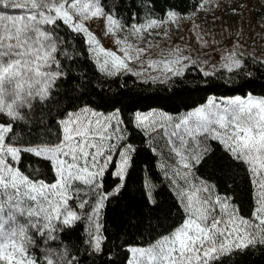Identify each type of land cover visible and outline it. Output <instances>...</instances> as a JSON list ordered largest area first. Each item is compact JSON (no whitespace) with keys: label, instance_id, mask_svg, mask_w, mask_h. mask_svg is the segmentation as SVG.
<instances>
[{"label":"snow or ice","instance_id":"6c2138e0","mask_svg":"<svg viewBox=\"0 0 264 264\" xmlns=\"http://www.w3.org/2000/svg\"><path fill=\"white\" fill-rule=\"evenodd\" d=\"M182 3L183 11L158 0H0V264H122L121 255L125 264H226L264 251V97L209 96L179 115H127L122 106L129 79L173 86L193 68L229 80L251 77L250 64L264 69V50L245 52L244 32L230 27L219 43H235L218 65V42L201 23L242 17L248 0ZM184 21L203 47L169 46ZM161 132L171 163L152 144ZM133 134L154 154L149 181L154 187L162 173L173 203L156 225L112 233L107 205L123 194L141 151ZM212 159L218 174L198 176ZM238 178L251 217L232 198ZM144 201L160 207L154 191Z\"/></svg>","mask_w":264,"mask_h":264},{"label":"trees","instance_id":"16d2710c","mask_svg":"<svg viewBox=\"0 0 264 264\" xmlns=\"http://www.w3.org/2000/svg\"><path fill=\"white\" fill-rule=\"evenodd\" d=\"M169 5H174L181 11L187 7V4L182 3V0H158L159 8ZM121 12L124 15L128 14L123 8H121ZM247 71L252 73L251 77L246 78L241 75L229 80L226 73L223 78H202L193 68L184 79L177 81L173 86H147L139 83L133 86L132 80L129 79L128 88L123 89L125 95L122 98V106L127 115H131L135 111L145 112L150 109H158L171 115H177L206 102V98L209 96L240 95L244 97L252 94L264 97V69L253 67L250 64ZM112 91L115 93L120 89H117L113 84ZM52 107L53 115H55L56 106L53 105ZM131 139L141 151L135 157V164L127 174V187L123 194L119 198L112 199L107 205V226L112 233L120 231L126 234L129 231L130 223L140 222L156 225L158 223L157 217L161 216L163 211L173 203V192L162 181L161 175L155 174L152 177L155 182L153 191L160 207L153 209L145 203L144 191L147 190L145 187L142 191V181L145 186V179H149L147 170L152 169L154 154L145 149V144L142 142L144 138L140 135L133 134ZM142 169H144L143 172ZM217 174L218 169L214 159L209 160L197 173L202 178H214ZM229 188H235V191L232 192V198L236 202V207L242 211L245 217H251L253 202L249 197L248 186L238 178L237 185H229ZM166 223H173V220L166 221ZM80 235L82 233L77 229L70 236L71 242H77ZM137 241L142 242L140 237H137ZM36 254L39 255V252L37 251ZM120 259L122 264H125L123 255ZM226 264H264V251H250L246 255L227 260Z\"/></svg>","mask_w":264,"mask_h":264},{"label":"rangeland","instance_id":"374dc122","mask_svg":"<svg viewBox=\"0 0 264 264\" xmlns=\"http://www.w3.org/2000/svg\"><path fill=\"white\" fill-rule=\"evenodd\" d=\"M259 14H264V0H248L247 7L244 10L242 17H232L230 15H224L222 19L216 20L214 23L212 18L203 17L201 23L207 20L205 27L211 32L214 33L215 39L217 40V54H215L212 59L215 60L218 65L223 63V56L227 55L226 49L231 46V44L235 43V41H228V44L222 45L219 42L224 39L222 34V29L226 30L229 27L232 29L240 28L241 31L244 32L245 36V44H244V51H255L261 52L264 50V31L261 29V18ZM96 31V29H94ZM99 35V33H98ZM156 43H160L162 46L165 44V40L163 37L157 38ZM175 42L179 44L181 47H192L193 49L196 48L197 45L203 47L198 37H195V33L189 29L187 21L183 22V27L179 30H176L175 26H173V34L171 41H169V46L171 43ZM102 46L105 48H112L116 50L112 45L111 41L107 38L101 37ZM223 50V51H221ZM119 54V53H118ZM200 66H203L202 64ZM233 97V96H229ZM245 97V96H244ZM258 97V96H257ZM222 98V97H217ZM149 111L154 112H163L158 109H150L145 111V113ZM179 115V114H177ZM169 137L164 135L161 132L160 137L157 140L152 141L153 146L156 148V151L160 153V162L171 163V160L168 157V152L170 145L167 144ZM162 181L168 186V188L172 191L171 185H168L167 180L163 179L162 173L160 174ZM145 187L147 191H153L154 187L152 183L149 181L148 178L145 179ZM174 194V193H173ZM20 222H24V218H19Z\"/></svg>","mask_w":264,"mask_h":264}]
</instances>
